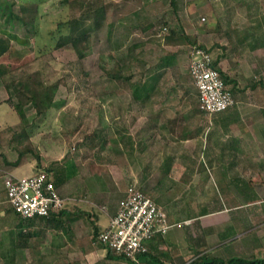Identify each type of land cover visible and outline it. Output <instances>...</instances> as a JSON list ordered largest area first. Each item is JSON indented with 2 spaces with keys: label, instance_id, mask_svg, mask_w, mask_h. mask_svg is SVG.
Here are the masks:
<instances>
[{
  "label": "rangeland",
  "instance_id": "rangeland-1",
  "mask_svg": "<svg viewBox=\"0 0 264 264\" xmlns=\"http://www.w3.org/2000/svg\"><path fill=\"white\" fill-rule=\"evenodd\" d=\"M28 1L40 5V16L26 24L16 16L21 13L20 0H0V33L31 58L0 78V264L12 263L11 231L17 232L21 222L3 183L7 175L24 176L54 166L50 171L69 210L65 213L69 221L60 226L58 221L48 226L42 217L23 222V228L31 227L38 235L17 264H78L79 255L96 241L94 226L107 220L103 205L108 212L115 211L132 182L138 181L160 204L175 207L176 220L187 217L198 206L199 198L192 197L211 189L209 179L195 172L198 166L192 161L197 162V151L188 157L167 149L168 143H182L183 122L194 123L197 118L193 110L197 92L189 73L191 44L168 45L165 35L174 27L210 46L214 55L220 54V70L237 80L235 97L260 98L264 96V0H176L177 6L172 0H72L68 5L60 0ZM98 5L104 8L102 25L93 31L83 58L71 44L54 47L52 35L60 19ZM164 18L169 19V29L159 27ZM150 21L156 26L143 31ZM135 41L142 44L131 50ZM118 62L126 73L134 74L131 84L107 75L105 70ZM22 70H42L48 82L65 79L46 115L38 116L32 105L26 107L29 134L20 132V117L7 101L4 84ZM145 79L154 82L152 96L135 101L134 86ZM177 107L179 116L174 114ZM15 135L18 138L12 140ZM27 145L40 156L25 149ZM144 259V264H163L150 253Z\"/></svg>",
  "mask_w": 264,
  "mask_h": 264
},
{
  "label": "crops",
  "instance_id": "crops-1",
  "mask_svg": "<svg viewBox=\"0 0 264 264\" xmlns=\"http://www.w3.org/2000/svg\"><path fill=\"white\" fill-rule=\"evenodd\" d=\"M215 56L218 62L220 54ZM164 64H159L156 69ZM151 79L145 81L148 84L146 86L152 89L139 95L134 94L135 101L152 96L154 82L151 83ZM192 83L197 92L193 106L197 118L194 123L183 122L182 143H168L167 149L185 152L183 156L188 157L197 151V162L192 161L198 166L195 172L199 176H204L203 179H206L205 177L209 179L207 183L211 190L206 188L204 195L199 193L196 198L194 195L192 198H199L198 206L195 205L193 212L190 209V212H187L188 216H183L180 221L176 220L175 214L178 213L175 207H170L168 203L165 207L159 203L166 211L171 226L166 232L158 233L149 241L148 253L159 256L163 264H188L204 253L209 257L221 259L230 257L262 259L264 258V96L248 99L235 97L232 107L208 115L200 109H195V107L199 108V93L193 79ZM256 85L257 83H253V88ZM161 112L160 108L155 112V117L158 118V114L161 116ZM168 112L166 113L169 114ZM178 112L177 107L174 114L179 116L180 112ZM153 126V124L148 126L150 131H153ZM184 140L186 142H183ZM133 141L134 144L137 143L135 139ZM189 178H194L192 173L189 174ZM203 198H207L205 204L200 202ZM104 212H107V220L102 223L97 222L99 231L114 213L108 210ZM182 215H185L184 211ZM90 245L87 246L85 253L79 255L80 260L76 263L129 264L124 257L116 254L112 257L113 253L108 252L102 244H98L97 240L92 241L93 246ZM27 249L21 247L16 252L13 250L11 264L23 262ZM145 255L140 257L139 264L146 262Z\"/></svg>",
  "mask_w": 264,
  "mask_h": 264
},
{
  "label": "built area",
  "instance_id": "built-area-1",
  "mask_svg": "<svg viewBox=\"0 0 264 264\" xmlns=\"http://www.w3.org/2000/svg\"><path fill=\"white\" fill-rule=\"evenodd\" d=\"M189 73L198 89L203 112L212 115L234 105L235 96L225 83L210 46H194ZM4 185L13 208L24 217L48 216L66 204L52 173L44 168L24 176L7 175ZM103 208L107 210V206ZM170 226L164 208L136 181L126 187L96 240L108 252L139 263L140 254L149 250V241Z\"/></svg>",
  "mask_w": 264,
  "mask_h": 264
},
{
  "label": "trees",
  "instance_id": "trees-1",
  "mask_svg": "<svg viewBox=\"0 0 264 264\" xmlns=\"http://www.w3.org/2000/svg\"><path fill=\"white\" fill-rule=\"evenodd\" d=\"M71 1L72 0H60V3L63 5H68L69 3H71ZM172 3L173 6H177L176 0H172ZM20 4L21 13L17 14L16 16L22 19L24 23L29 24L35 22L39 18L40 15H38V10L40 9V5L38 3L34 1L20 0ZM103 17L104 8L103 6L98 5L97 7L92 9L84 8L83 12L79 16L60 19L57 23L56 33L53 32L52 35V38L55 40L54 47L60 48L65 45L71 44L72 47L77 51L78 57L83 58L86 54V50L90 46L92 33L95 29L99 28L102 25ZM168 23L169 19L164 18V20H162V25H160L159 27H162L163 29L166 27L167 29H169ZM153 26H156V23L150 21L146 25L142 26L144 29L143 31L147 30L148 28H152ZM182 37H184L185 40H181ZM165 41V43L168 45L190 43L191 50L195 45L206 46V44L197 43L196 40H192L189 35L184 33V31H178L174 27L170 28L169 32L166 33ZM141 44V41H135L130 49L133 50L135 47ZM171 54H173V52H171ZM29 60H31V58L28 56L27 50L22 47H17L11 40V38H9L5 34L0 33V78H2L6 73H11L16 69H20L21 66L27 63ZM130 63L131 62H129L128 60L127 67L130 65ZM105 71L111 79L125 81L129 84L132 83L134 74L126 73L125 66L121 62H118L116 67L107 68ZM221 75L224 78L225 83L234 94L237 84L236 78L229 74L225 75L222 70ZM64 81L65 79L64 77H62L61 79L55 80L53 82H48L43 77L42 70H35L32 72L22 70L21 74L13 76L9 80H5L4 84L9 92L7 101L10 102L13 109L18 113L20 117V124H22L23 127V130H20V132H28L31 126L26 107L28 105H32L35 108L38 116L46 115L56 99L60 83ZM137 83L138 84H135L134 86V94L139 95L152 89V87L146 86L148 84H146L147 81L145 80H140ZM229 83H231L232 86H230ZM198 107L199 108L195 107V109L201 110L199 105ZM17 138L18 136L15 135L12 140ZM25 149L35 151V153H37V156H40L36 149L31 145H27ZM25 149L21 150L20 156L26 151ZM53 169L54 166L48 168V171ZM56 185L58 187L57 183ZM65 206L59 211L53 212L48 216L40 217L44 218L48 226L54 221H58L60 226L61 224H63V222L65 223L66 219L69 221L67 217L65 218V213L69 212V210L65 208ZM34 218L36 217H24L19 213V219H21V222H19L18 224L20 225V229L17 230V232H15V230L11 231L12 240L14 241L13 250L15 252L21 247H28L29 245H32L31 239L34 236L38 235L37 231H35L31 227L23 228L22 226L25 222H28L30 224V222ZM64 230L69 231V228L66 227ZM94 232L95 237H97L100 232L98 225L94 226ZM145 254H148V251L141 253L140 257ZM111 256L114 257L115 255L111 254ZM135 264L138 263L136 262ZM188 264H264V258L247 259L242 257H230L227 259H221L217 257H209L208 254L204 253L195 257Z\"/></svg>",
  "mask_w": 264,
  "mask_h": 264
}]
</instances>
